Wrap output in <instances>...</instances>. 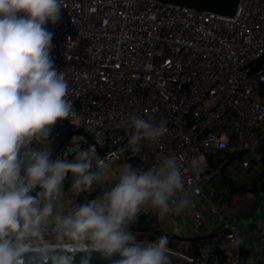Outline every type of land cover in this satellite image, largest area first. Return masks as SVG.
Returning <instances> with one entry per match:
<instances>
[{
	"label": "built area",
	"instance_id": "2783aa9c",
	"mask_svg": "<svg viewBox=\"0 0 264 264\" xmlns=\"http://www.w3.org/2000/svg\"><path fill=\"white\" fill-rule=\"evenodd\" d=\"M60 17L45 27L74 116L52 126L49 158L91 147L111 162L109 187L116 168L148 169L175 155L194 194L182 213L189 237L204 242L192 255L168 244L170 253L191 264H242L239 226L206 184L230 149L243 154L245 168L254 154L264 157V0H241L234 16L162 0H64ZM131 116L166 121L168 134L132 153L122 126ZM70 188L64 183L63 197ZM152 211L131 230L142 234L135 226ZM168 238L191 247L172 232Z\"/></svg>",
	"mask_w": 264,
	"mask_h": 264
},
{
	"label": "clouds",
	"instance_id": "9594fccd",
	"mask_svg": "<svg viewBox=\"0 0 264 264\" xmlns=\"http://www.w3.org/2000/svg\"><path fill=\"white\" fill-rule=\"evenodd\" d=\"M64 0H0V264H72L73 253L87 250L116 264H170L169 238L138 241L131 230L138 215L155 210L160 220L193 206L175 155L148 169L124 166L114 186L106 187L111 162L90 147L74 159L51 160L50 131L74 116L69 82L50 57L53 33L46 24L60 21ZM127 150L139 154L168 134L167 122L131 116ZM34 144L36 146H34ZM71 191L100 196L65 212L64 183ZM35 197L30 193L37 188ZM81 264H88L82 259Z\"/></svg>",
	"mask_w": 264,
	"mask_h": 264
},
{
	"label": "crops",
	"instance_id": "0c3cea01",
	"mask_svg": "<svg viewBox=\"0 0 264 264\" xmlns=\"http://www.w3.org/2000/svg\"><path fill=\"white\" fill-rule=\"evenodd\" d=\"M242 159L243 154L232 149L224 152L215 166L217 173L206 184V188L214 192L223 210L239 226L242 234L241 263L264 264V157L260 153L254 154L247 168L242 165ZM241 186L255 187V190L238 191ZM98 196L100 193L94 199ZM79 202L78 193L68 191L60 204L67 212ZM152 212L157 215L155 210ZM158 230L160 236H170L172 232L177 238L184 240L191 234L183 214L170 213L163 220L158 218ZM140 235L138 233V238ZM172 244L181 247L179 244L169 243ZM187 254L194 253L187 251Z\"/></svg>",
	"mask_w": 264,
	"mask_h": 264
},
{
	"label": "water",
	"instance_id": "95a60500",
	"mask_svg": "<svg viewBox=\"0 0 264 264\" xmlns=\"http://www.w3.org/2000/svg\"><path fill=\"white\" fill-rule=\"evenodd\" d=\"M165 2L176 3L198 10H205L215 12L222 15L234 16L238 10L241 0H162ZM200 238L188 237L186 239ZM65 254L73 256L72 264H81V260L87 258L88 264H116L120 259L119 255H114L112 258H105L100 253L88 252L87 250L76 251L73 253L71 250L64 248ZM170 264H191L185 257L171 253L169 257ZM24 264H32L31 254H26L24 257Z\"/></svg>",
	"mask_w": 264,
	"mask_h": 264
},
{
	"label": "trees",
	"instance_id": "16d2710c",
	"mask_svg": "<svg viewBox=\"0 0 264 264\" xmlns=\"http://www.w3.org/2000/svg\"><path fill=\"white\" fill-rule=\"evenodd\" d=\"M74 159V157L70 158L69 160ZM72 177L69 175L68 179L65 181V186L67 188L71 187ZM100 185H94L93 190L89 192H81L78 195V199L80 203H84L86 201L93 200L99 193ZM255 187L253 188H247L246 186H241L238 188V191L247 192V191H254ZM41 190L37 186L35 190H33L30 195L35 197L37 193H39ZM136 230L142 231L143 233L140 235V238L147 239L149 241H154L157 237L160 236V232L158 230V217L156 213L150 212L149 214H144L141 216L140 223L135 226ZM190 243L192 247H190L188 250L189 253H195V249L198 248L203 242L204 238H192L190 239ZM197 250V249H196Z\"/></svg>",
	"mask_w": 264,
	"mask_h": 264
},
{
	"label": "rangeland",
	"instance_id": "374dc122",
	"mask_svg": "<svg viewBox=\"0 0 264 264\" xmlns=\"http://www.w3.org/2000/svg\"><path fill=\"white\" fill-rule=\"evenodd\" d=\"M119 168H116V170H115V174L117 175V177L119 176ZM71 189V188H70ZM69 191H71V190H69ZM189 237V236H188ZM138 239V241H144V242H150L149 240H147V239H142V238H137ZM172 247H174L175 249H177V250H180V251H184L185 252V249L183 248V247H178V246H175V245H171Z\"/></svg>",
	"mask_w": 264,
	"mask_h": 264
}]
</instances>
